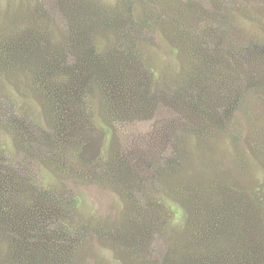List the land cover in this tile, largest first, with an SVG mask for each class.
Segmentation results:
<instances>
[{"label": "rangeland", "instance_id": "obj_1", "mask_svg": "<svg viewBox=\"0 0 264 264\" xmlns=\"http://www.w3.org/2000/svg\"><path fill=\"white\" fill-rule=\"evenodd\" d=\"M0 264H264V0H0Z\"/></svg>", "mask_w": 264, "mask_h": 264}]
</instances>
